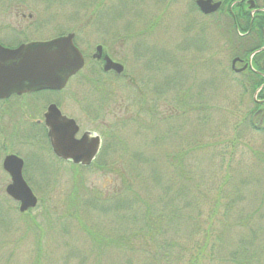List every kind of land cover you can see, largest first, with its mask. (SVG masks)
<instances>
[{
    "label": "rangeland",
    "instance_id": "obj_1",
    "mask_svg": "<svg viewBox=\"0 0 264 264\" xmlns=\"http://www.w3.org/2000/svg\"><path fill=\"white\" fill-rule=\"evenodd\" d=\"M195 1L10 0L25 19L11 10L7 45L74 33L87 57L106 46L124 73L109 81L86 67L67 108L104 134L106 170L47 159L57 183L35 188L42 201L25 215L0 187V264H231L254 235L263 255L264 110L246 114L264 98L233 73L224 22L215 31ZM146 27L136 55L133 33ZM191 104L201 113L186 114Z\"/></svg>",
    "mask_w": 264,
    "mask_h": 264
},
{
    "label": "flooded vegetation",
    "instance_id": "obj_2",
    "mask_svg": "<svg viewBox=\"0 0 264 264\" xmlns=\"http://www.w3.org/2000/svg\"><path fill=\"white\" fill-rule=\"evenodd\" d=\"M218 3L220 4L219 9L210 15H204L201 13L199 7L197 6V0L195 1V8L205 18L211 19V26H213L215 31L218 28L217 18H221L220 21L224 22L223 24L226 25V38H230L228 39L230 47L229 51L235 53L231 54L232 71L233 73L240 74L243 78L242 81L244 82L245 79L244 83L249 88L250 84L247 82L248 77L255 75L259 79L264 80V26L262 28V45L259 48H256L259 42H261L258 31L256 30L252 32L251 29L245 30L244 28L248 21V14L251 18V23L264 19V8L260 7L258 0H213L212 5ZM251 5H253V8H251ZM11 10L16 13V16L25 19L21 6H12L10 4V0H0V45L11 49H16L21 44H27L31 41L25 40L17 43L14 46L7 45V41L9 40L10 36L9 19ZM31 17L32 16H30V18ZM150 33L151 31L147 27L138 33H133V40L135 41L133 46L136 50V55L140 54L138 51L139 48L141 50V41H145V39L148 40L153 36ZM213 37L216 39V32H213ZM192 39L196 40V37ZM198 39L199 41L196 42L199 43L200 47L201 38L198 37ZM76 44L80 49L78 43ZM251 45H253L252 47L255 49L252 52V54H255L252 59H250V57L247 58V54L250 50L249 47ZM99 47L101 48V54L97 55V49ZM83 55L85 58L84 69L86 67H90L91 72H95L97 71L96 69L99 68L102 70L103 74L101 72L98 73H100L102 76H107V80L109 81H116L117 79L121 78L122 74L117 73L116 70H105V66L107 64L106 59L118 64L106 46H98L96 48V54L91 56L87 57L85 53H83ZM216 55L217 54L211 55L212 60L210 61L213 62V66ZM90 58L91 60L89 61L88 59ZM84 69H82V71ZM80 72L69 78L65 86L61 89L13 92L0 97V187H5L7 199L13 201V203L17 205L21 215L28 214L33 209L22 213L20 211L22 202L20 200L18 201L14 199L7 193V189L15 185L14 178L11 174L12 172H17L20 170L25 183L38 199L39 205L42 200L34 191L35 188L44 190L48 187H53L57 183V180L52 178V174L54 173L51 174L53 170L49 169L47 166V159L51 166L54 164L57 166L61 165L60 167H65L66 170L72 167L78 170H80L79 168L87 170L91 167L97 168L98 170H106L105 166H102L100 163L103 159H105V157H102L101 160V155H106L105 153L110 151L108 150L109 148H104V134L102 133V135L89 131L87 124H85L86 122H84L85 120L83 121L82 118L79 119L67 111V108H69V103H74L73 94L75 90L72 84L74 80L78 78ZM253 78L258 79L256 77ZM113 84L114 83L112 82L111 84H107L105 86L108 87V90H115V85ZM182 89L184 88L182 87ZM255 92H264V81ZM183 96L184 94L181 97ZM260 98L263 99L264 95L260 94ZM65 100H67V102ZM256 102L259 104H264V101L261 100H256ZM78 104L81 106L79 108L80 110H78L79 113L83 114L85 119L88 118L91 108L90 101L83 99L82 101H79ZM53 110L59 111L62 117L72 119L76 122L77 126L79 127V131L75 137L76 139L80 140L85 134H88L91 138H100V148L91 165L86 166L82 164H75L72 160L62 159L56 155L52 147L50 127L47 125L48 120L50 121L49 118L52 115ZM39 169H41L43 173L49 174V176L45 177L43 173L41 174L38 172ZM20 197H22V195Z\"/></svg>",
    "mask_w": 264,
    "mask_h": 264
},
{
    "label": "water",
    "instance_id": "obj_3",
    "mask_svg": "<svg viewBox=\"0 0 264 264\" xmlns=\"http://www.w3.org/2000/svg\"><path fill=\"white\" fill-rule=\"evenodd\" d=\"M212 2L213 0H197V5L202 13L208 15L220 7L219 3L212 5ZM97 52L101 54L100 47ZM106 60V71L114 69L119 74L123 72L122 65ZM83 66L84 58L74 45L73 34L48 42L23 44L14 50L0 46V97L13 92L61 89ZM49 119L47 125L50 127L52 147L56 155L72 160L75 164L91 165L99 151V137L91 138L85 134L82 139L77 140L75 136L79 131L78 126L73 120L62 117L59 111L53 110ZM11 174L15 185L9 187L7 193L22 202L21 212L35 208L37 199L24 182L20 170Z\"/></svg>",
    "mask_w": 264,
    "mask_h": 264
},
{
    "label": "trees",
    "instance_id": "obj_4",
    "mask_svg": "<svg viewBox=\"0 0 264 264\" xmlns=\"http://www.w3.org/2000/svg\"><path fill=\"white\" fill-rule=\"evenodd\" d=\"M247 20L248 21H247V24H246L244 29L245 30L251 29L252 32L256 31V30L258 31L259 39L261 42H259V44L256 48H259L262 45V28L264 26V19L251 23L250 22L251 18L248 14ZM225 36L227 37L226 34H225ZM228 36H230V35H228ZM228 39H230V38L228 37ZM249 49L250 50L247 54V58H249L251 56L252 52L255 50V49H253L252 45L249 47ZM253 77L258 78L257 76L252 75L251 77H248V79H247V82H249V84H250L249 88L252 89V92L250 91L251 93H255V91L262 85V83L264 81L263 79L262 80L259 78L255 79ZM259 80H260V82H259ZM244 82H245V79H244ZM244 82L242 81L241 83L243 84L244 89L248 90L249 88L245 85ZM260 94H262V93H260ZM251 104H252V107L250 108V111H248V113L246 114V118L250 117L251 120L253 121L257 117L259 112L264 110V104L257 103L253 97L251 98ZM187 107L189 109L187 110L186 114L191 113V112H195V114H197V112L201 113V111L203 110V109H201L202 108L201 104H191ZM263 118H264V113H263ZM200 122L205 123V121H202V120ZM253 128L258 130L257 127H253ZM179 164L182 165L183 163L180 161ZM148 217L151 218V215H149ZM149 218L147 219L146 226L149 227V229H147L148 233H152L155 231L150 226L152 224L151 223L152 220ZM247 219H248V216H239L238 222L240 223V228H242L244 224L245 225L247 224ZM93 237H97V235H93ZM255 237H256V235H254L248 242L245 241V243L243 244L242 247H238V250H239L238 253H237L236 248L233 249L232 251L234 253L231 251L233 254L228 255V257H229L228 263L230 262L231 264H264V253L261 250V252L263 253V255H261L260 251L258 250V247H255V242H254ZM101 238H102V235H100L98 239L101 240ZM195 263H196V261H195Z\"/></svg>",
    "mask_w": 264,
    "mask_h": 264
}]
</instances>
